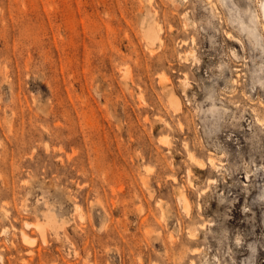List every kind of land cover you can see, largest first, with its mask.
Returning a JSON list of instances; mask_svg holds the SVG:
<instances>
[{
    "label": "rangeland",
    "instance_id": "374dc122",
    "mask_svg": "<svg viewBox=\"0 0 264 264\" xmlns=\"http://www.w3.org/2000/svg\"><path fill=\"white\" fill-rule=\"evenodd\" d=\"M212 2L0 0V264H264V0Z\"/></svg>",
    "mask_w": 264,
    "mask_h": 264
},
{
    "label": "bare ground",
    "instance_id": "6f19581e",
    "mask_svg": "<svg viewBox=\"0 0 264 264\" xmlns=\"http://www.w3.org/2000/svg\"><path fill=\"white\" fill-rule=\"evenodd\" d=\"M172 1H175V0H172ZM206 1H207V3L210 4L211 6H214V5H215L214 2H212V0H206ZM159 30H160V29L157 30L158 33H159ZM156 35H157V34H156ZM228 36H229V37H232V35H230L229 33H228ZM233 38H234V37H233ZM160 82H161V84L165 85V84L168 82V78H167L164 74H162L161 77H160ZM171 102H174V103H176L177 105L179 104V103H178V100H177L176 97H172ZM189 159H190L191 161H193V162L197 165V167H198L199 169L204 168V165H205V164H204L202 161L196 159L191 153H189ZM209 163L212 165V164H213V160L210 159V160H209ZM186 207L188 208V204H187V203H186ZM26 225H28V224H26ZM201 226L204 227L203 224H202ZM21 235H22V237H23L24 240H27V234H26L25 231L22 230V231H21ZM196 235H197L196 233H191L190 236H191V237H195ZM196 251H197V249H194V252H196Z\"/></svg>",
    "mask_w": 264,
    "mask_h": 264
}]
</instances>
